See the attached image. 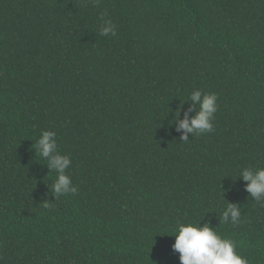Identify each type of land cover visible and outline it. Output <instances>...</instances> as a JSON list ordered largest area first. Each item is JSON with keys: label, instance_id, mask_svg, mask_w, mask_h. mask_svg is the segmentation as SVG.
<instances>
[{"label": "trees", "instance_id": "obj_1", "mask_svg": "<svg viewBox=\"0 0 264 264\" xmlns=\"http://www.w3.org/2000/svg\"><path fill=\"white\" fill-rule=\"evenodd\" d=\"M195 89L218 96L214 131L184 142ZM42 130L77 194L54 197ZM245 167L264 168V0H0V264H180L187 223L264 264Z\"/></svg>", "mask_w": 264, "mask_h": 264}, {"label": "clouds", "instance_id": "obj_2", "mask_svg": "<svg viewBox=\"0 0 264 264\" xmlns=\"http://www.w3.org/2000/svg\"><path fill=\"white\" fill-rule=\"evenodd\" d=\"M101 18L103 20L101 35L115 36L117 34L116 25L111 20ZM217 100L218 96L213 92H202L200 89H195L190 93L184 102H190L188 112L193 115L189 117L188 112H185L184 117L180 118L179 109L175 112L174 123L176 131H182L181 141H189V134L199 136L214 131L213 121L218 111ZM34 152L47 161L45 165L48 172L55 171L56 173L51 188L55 193V198L77 194V187L73 184L71 176L67 174L72 160L67 154H61L58 151L54 131H41L35 143ZM238 176L246 182L245 191L254 202L264 206V168L245 167L240 170ZM221 218L225 223L239 226L241 223L240 205L228 203L221 213ZM175 233L172 250L179 254L180 264H249L247 258L236 251L237 242L222 237L208 223L203 226L199 223L198 226L192 223L179 224Z\"/></svg>", "mask_w": 264, "mask_h": 264}]
</instances>
